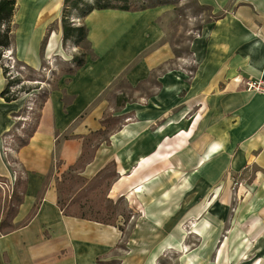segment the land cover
Returning <instances> with one entry per match:
<instances>
[{"label": "crops", "instance_id": "crops-1", "mask_svg": "<svg viewBox=\"0 0 264 264\" xmlns=\"http://www.w3.org/2000/svg\"><path fill=\"white\" fill-rule=\"evenodd\" d=\"M197 3L209 16L182 57L164 37L171 2L129 0L132 8L85 16L73 9L65 25L85 28L81 48L76 30L64 37L66 0H15L4 58L36 72L57 60L60 67L47 80L34 129L11 153L16 169L4 157L2 137L25 117L29 96H1L0 63V176L11 184L18 178L24 191L18 225L0 232V264H112L122 243L126 254H143L145 235L178 212L201 215L191 233L202 239L211 231L205 208L215 207L217 218H207L221 226L233 198L232 242L218 254L234 257L223 264L264 255V95L242 85L264 79V0ZM77 58L83 64L75 68ZM120 80L132 95L117 87ZM109 165L116 179L108 198L116 194L137 208L131 238L59 204L58 182L68 174L91 180ZM139 205L147 214L140 230ZM190 253L204 262L200 245Z\"/></svg>", "mask_w": 264, "mask_h": 264}, {"label": "rangeland", "instance_id": "rangeland-1", "mask_svg": "<svg viewBox=\"0 0 264 264\" xmlns=\"http://www.w3.org/2000/svg\"><path fill=\"white\" fill-rule=\"evenodd\" d=\"M94 0H84L83 4H90ZM135 2L137 0H134ZM137 5H151L153 3L171 2L173 10L166 15L165 20V40H167L173 47L174 52L178 56H188V45L192 36L196 35L202 26V23L208 19L209 12L202 8L197 0H138ZM116 3V2H115ZM63 16L67 17V22L70 23L71 12L74 11L69 4L66 5ZM84 5H79V9L75 11L81 12ZM11 25V23H10ZM81 48L85 47V42L80 43ZM9 57V56H8ZM15 67L13 72L18 74L17 78H20V82L16 85L11 86L14 91H19L22 87L25 89L21 91L20 95L27 94L32 97L33 102V113H26L24 121L18 120L16 123L17 128L11 130L8 134L2 137L3 142V154L4 148L9 146L10 152H6L4 157L9 165H14V159L11 155L12 151L17 148L19 141L16 138L25 139L29 132L34 128L38 119L39 105L45 95L47 88V80H53L56 78V71L60 66L57 65V61L48 62L46 66L32 73L27 67L18 63L12 56ZM8 58V59H9ZM7 58H4V62H8ZM47 68V69H46ZM53 68V69H52ZM52 69V70H50ZM53 71V73H51ZM154 79H150V86L153 85ZM117 87L127 90V85L123 81H119ZM29 88V91L27 89ZM129 95H132L131 91H128ZM19 95V96H20ZM30 98H28L29 101ZM23 124V125H22ZM101 136H104L101 133ZM8 136V137H7ZM100 135H96L97 139L101 138ZM17 169V166L14 165ZM16 170H14L15 172ZM122 172V171H121ZM18 174V173H17ZM116 179L115 168L113 165H109L104 171L98 176L91 180H85L79 178L76 174H68L66 178L58 182V191L60 192L59 204L64 208L66 213H72L76 215H82L88 218H94L97 220L105 221L107 223L115 224L119 226L122 232L123 238L128 234L131 238V232L133 224L138 215L137 208L131 206L124 197L117 196L116 194L112 199L108 198L109 188L113 181ZM15 188V183H8L7 180L0 176V232L9 231L12 227L18 225L14 222V212L18 208L16 199L12 198V191ZM233 191V190H232ZM130 197V193L127 194ZM235 195V194H234ZM236 198V195L234 196ZM234 198L232 199V205L229 206L227 214L222 217V225L215 226L217 222V214L214 213L215 207H207L203 215L206 216V220L210 225L211 231L204 238L195 236V233H191L195 225H197L201 219V215L198 214L194 218H185L184 213H177L172 215L170 218H166L159 228L153 234L145 235L144 243L146 251L141 254L139 252H129L126 254V249L122 248L124 245L115 249V252L111 257L116 260H112V264H118L119 259L124 264H199V261H195V255L191 257V248L195 249L196 246L203 248V256L205 260L202 264H223L227 261H232L234 256L228 255V253H219L218 246H224L225 241L232 242V238L227 239L232 229V214L237 209ZM140 205L138 209L140 216L137 222V229L143 228V223L147 222L143 220L147 217L145 210ZM209 211V212H208ZM213 213L215 216H213ZM207 216L215 217L213 221L207 218ZM193 220V224L191 223ZM216 221V222H215ZM218 223V222H217ZM191 226H194L193 228ZM135 238V237H133ZM132 245L137 244L135 239H131ZM230 245V244H228ZM226 246V244H225ZM256 254L250 255V257L242 259L240 264L264 261V255L255 257ZM232 257V258H231ZM236 258V257H235ZM193 261H195L193 263ZM246 263V264H247ZM264 264V262H263Z\"/></svg>", "mask_w": 264, "mask_h": 264}, {"label": "trees", "instance_id": "trees-1", "mask_svg": "<svg viewBox=\"0 0 264 264\" xmlns=\"http://www.w3.org/2000/svg\"><path fill=\"white\" fill-rule=\"evenodd\" d=\"M83 1L84 0H66V5L69 4L72 9H77V8L79 9V5L81 4L84 5V8L81 10V12H79L81 16H85L93 9H103V8L129 9V8H132L131 4L129 5L127 4L129 0H94L90 4H83L82 3ZM14 6H15V0H0V63H1L4 77L6 79V85L3 91L1 92V96L6 101H12V100L17 99L21 91L25 90L23 87L19 91L11 90L12 88L11 86L16 85L20 82V78L16 77V78L11 79L7 75L9 69L5 66V62H4V54L8 50L9 45H10V32H11L10 23H11V18H12L13 11H14ZM65 17L66 16H64V19H63L64 37L71 36L72 35L71 33L76 30V32H74L75 35L73 34L76 38L75 42L78 44L82 43L85 38V32H84L85 28L82 26L78 28L68 27L67 25H65V20H66ZM82 64H83L82 58H77L75 60V68L80 67ZM28 70L32 73L36 72L30 68H28ZM73 70L74 69H71V68L67 69L68 72H72ZM27 91H29V88L27 89ZM32 130L29 132V134L32 132ZM25 139H20V141L18 142V145L25 144L26 143ZM19 186H21V182L17 178L16 183H15V188L12 191L11 197L16 199V203L18 205L22 202V197H23V192H24L23 188L19 189ZM60 207L62 208L61 205ZM16 212H17V209L15 210L14 214H16ZM79 216L84 217L82 215H79ZM102 222L107 223L105 221H102ZM12 229H14V227H12L10 230Z\"/></svg>", "mask_w": 264, "mask_h": 264}, {"label": "built area", "instance_id": "built-area-1", "mask_svg": "<svg viewBox=\"0 0 264 264\" xmlns=\"http://www.w3.org/2000/svg\"><path fill=\"white\" fill-rule=\"evenodd\" d=\"M8 60L9 61L7 63L5 62V66L9 69L7 75L11 79L16 78V76H18V74H15L16 72H13V68L15 67V65H14L13 61H11L12 58L11 59L9 58ZM242 85H243V89L245 91L253 92V93H258V94L264 95V79H247V80H243L242 81ZM29 98L30 99H29V101H28V103L26 105V112L28 114L33 113V108H34V107H32L33 106V102H31L32 101V97L30 95H29ZM17 119L18 120H21V121H24V119H26V117H20V116H18ZM5 151L6 152H10L9 146L6 147V148H4V154H6ZM14 174L17 176V171H15Z\"/></svg>", "mask_w": 264, "mask_h": 264}, {"label": "bare ground", "instance_id": "bare-ground-1", "mask_svg": "<svg viewBox=\"0 0 264 264\" xmlns=\"http://www.w3.org/2000/svg\"><path fill=\"white\" fill-rule=\"evenodd\" d=\"M123 172V171H122ZM140 189V188H139ZM137 192V191H136ZM247 257V256H246ZM255 264H259L258 262H256Z\"/></svg>", "mask_w": 264, "mask_h": 264}]
</instances>
